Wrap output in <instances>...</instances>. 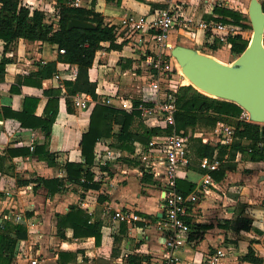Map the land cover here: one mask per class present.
I'll list each match as a JSON object with an SVG mask.
<instances>
[{"label": "crops", "instance_id": "1", "mask_svg": "<svg viewBox=\"0 0 264 264\" xmlns=\"http://www.w3.org/2000/svg\"><path fill=\"white\" fill-rule=\"evenodd\" d=\"M71 1L66 3L70 7ZM175 2L182 15L193 21L214 19L215 5L232 9L217 5L214 0ZM18 4L29 12L40 11L44 21L53 22L56 28L57 0H19ZM163 7L164 0H78L77 8L93 10L103 24L115 28L113 44L118 48H108L107 42H101L87 69L88 81L95 84V99L83 92L67 94V83H73L76 66L63 59L56 44L18 38L3 51L0 39V61H5L0 71V238L9 224L22 227L25 233L24 238L15 240V253L8 264H30L31 259L38 264H127L129 257L136 258L137 264H163L162 245L152 225L160 217L156 183L150 173L141 170L133 155L134 148L143 143L133 141L129 153L116 147L114 137H99L92 147L89 180L83 181L80 172L77 180L72 181L67 178L65 166L83 165L79 141L87 131L93 105L108 97V106L120 109L115 106L114 96L132 102L122 92L134 81L145 82L144 54L155 50L151 30H131L121 24L122 18L146 16ZM247 29H242L240 36L248 41L244 37ZM189 30H178L189 38H181L184 45L212 52L215 60L224 62L230 53L226 40L212 49L218 41L216 37L197 29L194 23ZM76 94L86 95V108L73 105ZM68 97L72 113L65 109ZM53 106L56 111L46 135L40 122ZM20 119L25 125L19 123ZM143 128L146 126L135 113L130 129L140 132ZM110 132L112 136L117 134L119 125L113 124ZM202 134L194 132L188 145L198 138L202 144L208 142L207 135L201 138ZM208 145L213 147L209 142ZM104 147L119 154L114 161H100L98 152L101 154ZM236 153L229 160L233 166L226 168L223 177L214 180L215 186L208 187L189 207L187 220L192 228L176 264H206V254L226 249L228 253L217 264H252L240 259L248 247L264 264V161H250L247 154ZM221 158L228 161L226 153ZM199 160L180 168L177 189L179 185H192L191 192L197 187L204 173L198 166ZM39 178L46 182L41 183ZM69 207L84 211L89 222L100 223L98 245L95 246L93 237L74 238L69 227L58 230L56 220ZM115 210L135 212L148 222H120L113 217ZM238 217L249 219V229H233L232 223ZM8 236L13 237L14 233L10 231ZM0 264H6L1 254Z\"/></svg>", "mask_w": 264, "mask_h": 264}, {"label": "trees", "instance_id": "2", "mask_svg": "<svg viewBox=\"0 0 264 264\" xmlns=\"http://www.w3.org/2000/svg\"><path fill=\"white\" fill-rule=\"evenodd\" d=\"M19 0H0V39L3 41V51L7 45L18 38L28 41L40 40L49 44H56L58 49H63V59L76 66V76L73 83H67V94L69 96L76 92L88 94L95 99V84L87 79V69L90 67L94 52L100 47L101 42H107L108 48H118L114 43L115 28L112 25L102 23L101 16L93 10H85L77 7H70L66 3L68 0H57V19L56 28H53V22H45L43 14L38 10H29L18 4ZM66 1V2H65ZM262 12L264 13V0L260 3ZM216 14L214 20L223 23H231L238 25L242 29L250 28L244 24L245 20L239 12L226 9L219 6L213 7ZM84 20L94 25L93 29L66 28L67 22L72 19ZM207 33V32H205ZM229 44L231 54H240L247 45V40L243 39L239 34L226 37ZM262 45L264 47V29L262 34ZM5 61H0V71L4 67ZM50 66L49 64H47ZM191 86H182L176 91V107L174 113V129L182 131L191 140L192 128L212 127L215 122L221 118H236L242 109L233 102L212 98L198 92L187 95L186 91ZM194 91V90H193ZM25 99V98H24ZM135 105L136 101H132ZM65 109L68 113H72L69 97L65 100ZM56 107L49 109L50 114L46 119L41 120L40 126L44 128L46 135L49 132L50 124L55 115ZM138 112L133 110L129 113L121 109L111 106L95 103L90 111L88 119L87 131L81 134L79 146L80 154L83 157V165L66 163L67 178L76 181L80 172L83 174V181L89 180L90 174L88 168L92 161V147L99 137H114L116 147L127 152H131L133 141H139L146 144L151 136L161 132L157 128H143L140 132L130 129L133 115ZM21 125L25 122L20 119ZM119 125V132L112 136L111 126ZM170 128L164 129L169 132ZM235 136L236 139L228 147L218 148V157L221 159L224 153L227 154V160H231L236 152L245 153L250 161H264V126L252 122L235 120ZM242 139H247L248 144H241ZM213 147L202 144L197 139H192L187 148V158L189 165V154L196 160L202 157H209L212 154ZM189 152V154H188ZM228 163V162H226ZM229 164H221L218 170L211 171L210 175L216 180H220L224 175V170L229 168ZM72 170V173H69ZM142 170V169H141ZM145 173V172H144ZM41 183L46 180L39 178ZM87 185V184H86ZM90 185V184H88ZM178 191L185 194L192 189V185L177 186ZM226 221L225 223H230ZM192 228V224L187 221ZM249 219L238 217L235 223H232L234 230L249 229ZM58 230L61 227H69L74 238L93 237L95 246L99 244L100 223L96 220L89 222V215L79 208L69 207V210L63 216H59L56 220ZM12 231L13 237H9L8 233ZM24 229L18 225L9 224L0 238V254L6 264L9 263L11 256L15 253L14 242L18 238H24ZM112 249H110L112 253ZM61 255H59L60 258ZM252 264H260L262 259L255 256L251 248H247L246 253L240 258ZM138 260L133 257L127 258V264H137Z\"/></svg>", "mask_w": 264, "mask_h": 264}, {"label": "built area", "instance_id": "3", "mask_svg": "<svg viewBox=\"0 0 264 264\" xmlns=\"http://www.w3.org/2000/svg\"><path fill=\"white\" fill-rule=\"evenodd\" d=\"M230 1L219 0L217 5L229 7ZM69 4L77 7L78 0H73ZM192 23L194 27L209 32V35L215 36L219 41H225L227 36L240 35L242 31L238 25L231 23H223L214 19L193 21L191 18L184 17L175 0H164L163 8L155 9L146 16L135 18L128 15L121 20V24L131 30H151L150 39L155 46L152 54H144L143 65L147 74L145 82L139 87L136 104L134 105L121 96H114V98L117 108L125 112L137 111L139 119L146 128H157L161 131L151 136L146 144L135 147L133 155L143 168L142 170L150 173L156 183L160 217H156L152 225L162 245L163 264L180 262L179 251L188 242L190 233V226L187 223V218L190 216L188 209L208 187L212 188L216 184L210 172L218 170L221 164L218 148L228 147L236 139L233 125L216 122L213 128L215 140L212 154L209 157H202L198 163L199 168L204 170L199 184L191 192L183 194L178 191L176 188L178 172L180 168L188 165V137L182 131L177 132L174 129V113L177 110L176 91L180 84L179 81L169 78L170 60L174 59L169 55L171 46L168 43V35L173 28L190 32L189 27ZM58 52L63 53V49H58ZM71 75H74V70ZM86 100V95L76 94L73 97V105L80 109L86 108ZM100 103L111 104L108 97L101 98ZM236 120L251 122L248 119V113L243 109ZM256 124L264 126V123ZM167 127L170 131L164 132ZM102 152L101 154L98 152L102 163L109 160L114 161L119 155L105 147ZM113 217L120 222H134L141 219L135 212L124 210H115ZM141 220L148 222V219ZM227 253L228 249L217 250L211 255L206 254L204 262L217 264V261ZM29 263L38 264L36 259H31Z\"/></svg>", "mask_w": 264, "mask_h": 264}, {"label": "water", "instance_id": "4", "mask_svg": "<svg viewBox=\"0 0 264 264\" xmlns=\"http://www.w3.org/2000/svg\"><path fill=\"white\" fill-rule=\"evenodd\" d=\"M247 16L252 30L250 41L232 62V68L223 67L219 61L182 45L172 46L169 54L180 65L182 73L201 80L199 88L214 98L238 105L248 113L251 122L264 123V13L257 0H249ZM66 28L93 29L94 25L72 18Z\"/></svg>", "mask_w": 264, "mask_h": 264}, {"label": "rangeland", "instance_id": "5", "mask_svg": "<svg viewBox=\"0 0 264 264\" xmlns=\"http://www.w3.org/2000/svg\"><path fill=\"white\" fill-rule=\"evenodd\" d=\"M257 1L259 3H261L263 0H257ZM214 2H216V4L218 3L217 0H214ZM248 2H249V0H231L229 3H230V6L232 8L230 10H234L235 12H239L240 14H242L243 18L245 19L243 21V23L246 24V25H248L250 27L249 19H248V16H247V6H248ZM205 20H207V19H205ZM245 31H247V32H246V34H244V37L245 38L247 37V39H248L247 44H248L249 41H250V37H251V34H252V30H251V28H248ZM183 36L184 35H183L182 32H178L177 28H173L169 32V35H168V43L170 44L171 47L174 46V45L186 46L181 41V38ZM183 38L187 39L188 37H183ZM214 43H215V45L211 46L212 49H215L216 45L219 44V43H222V41H219L218 40L217 42H214ZM186 47H189V46H186ZM189 48H191V47H189ZM192 49H194V48H192ZM194 50H196V49H194ZM196 51L199 54L205 56L208 59L215 60L213 58V56H212V52H208V51L203 50V49H200V48H198ZM238 55L239 54H231V53H228L227 54V57H225V60H224V62L221 65L223 67H226V68H232L233 67L232 62L236 59V57ZM170 68H171V72H169V78H173L174 80L179 81L180 86H178V89L180 87H182V86L189 85V86H191L192 90L191 89H188L186 91L187 95H189L191 93H194V92H198L200 94H204L206 96H209V97L214 98L213 96L209 95L207 92H205L204 90H202V88H197L196 86H194V84L192 83V81L184 73H182L181 70H178L175 60H173V61L170 60ZM142 82H143V79L134 81L132 83V85H129L128 90L127 91H124V93L122 92V94L125 95V96H128L129 98H131L133 100H137V98L139 96L138 88H139V86H141L139 84L142 83ZM236 118L235 117L234 118H221V119L217 120L216 122L227 123V124L233 125L235 127V120H236ZM216 122H215V124H216ZM215 124L212 127H198V126H195V127H193L191 129L192 132L190 133V135H192L196 131L203 132V134L201 135V138L205 134V135H207L208 142L210 144H214V140L215 139H214L212 133H213V128L215 127ZM198 140L201 142L200 138H198ZM242 141H243V144H248V142H249L247 139H242ZM208 142H205L204 144L208 145ZM188 154H189V152H188ZM220 160H221V164H223V165L224 164H229V166H233L232 163H230L229 161H225L222 158ZM189 162L191 163V165L195 164V162H196V159L193 158V156H191L190 154H189ZM226 162H228V163H226ZM232 169L235 171L234 167ZM240 170H241V167H239V171Z\"/></svg>", "mask_w": 264, "mask_h": 264}, {"label": "bare ground", "instance_id": "6", "mask_svg": "<svg viewBox=\"0 0 264 264\" xmlns=\"http://www.w3.org/2000/svg\"><path fill=\"white\" fill-rule=\"evenodd\" d=\"M173 59L175 60L174 57H173ZM175 62H176V60H175ZM176 65H177L178 70H181L180 65L177 62H176ZM184 74L192 81L194 86H196L197 88L202 86L201 80H199V78L196 79V78H193L192 76H190L189 74H186V73H184Z\"/></svg>", "mask_w": 264, "mask_h": 264}]
</instances>
